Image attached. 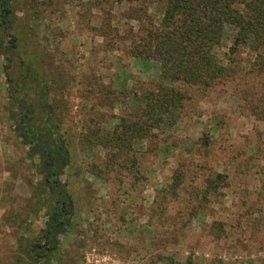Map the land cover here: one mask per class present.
Returning a JSON list of instances; mask_svg holds the SVG:
<instances>
[{
    "label": "rangeland",
    "instance_id": "rangeland-1",
    "mask_svg": "<svg viewBox=\"0 0 264 264\" xmlns=\"http://www.w3.org/2000/svg\"><path fill=\"white\" fill-rule=\"evenodd\" d=\"M36 1L41 18L34 34L49 39L48 46L42 42L39 48L46 61L40 62V69L49 70L52 98L63 113L62 130L73 159V168L62 176L76 206L73 228L62 237L63 264H142L160 257L195 264H264V160L253 161L250 170L239 167L246 151L250 156L253 147L264 148V121L245 109L230 84L206 96L186 89L193 98L179 123L154 145L144 142L139 147L138 181H103L86 173L91 163H102L105 152L101 147L84 150L82 136L88 128L113 129L125 111V105L111 103L114 95L107 89L129 91L126 102L131 107L133 89L142 93L146 87L141 83L158 80L160 65L108 50L107 39L91 29L102 26L103 15L89 0ZM33 2L17 0L20 17L35 11ZM121 11L115 6L114 24ZM235 33L228 29L216 49L223 62ZM238 57L243 62L249 58L245 50ZM5 81L0 60V264H12L16 240L4 215L24 205L32 193L30 181L36 184L39 178L37 162L26 160L28 148L9 119ZM207 133L213 142L210 149L189 150ZM183 168L188 178L178 195H168L165 188ZM214 172L228 175V187L221 195H197ZM45 219L44 212L31 216L26 237L38 236Z\"/></svg>",
    "mask_w": 264,
    "mask_h": 264
},
{
    "label": "trees",
    "instance_id": "trees-1",
    "mask_svg": "<svg viewBox=\"0 0 264 264\" xmlns=\"http://www.w3.org/2000/svg\"><path fill=\"white\" fill-rule=\"evenodd\" d=\"M16 2L0 0V60L9 91V119L28 148L26 160L37 162L35 171L39 179L36 184L30 181L32 193L23 200L24 205L7 209L4 215L6 227L16 240L12 264H63L62 237L73 228L76 212L68 183L62 180L65 172L73 168L72 152L62 130L63 113H58L59 104L52 98L49 70L40 69V62L46 61L39 48L42 42L48 46L49 39H38L34 34L41 18L38 3L34 0L33 13L27 10L20 17ZM89 3L103 15L102 26L91 29L107 39L105 47L136 61L157 62L160 76L151 83H141L140 87H146L142 93L137 87L133 89L131 107L126 102L129 91L112 93L107 89L114 95L111 103L125 105V111L113 129L88 128L82 136L80 146L84 150L101 147L105 152L102 163H91L86 173L103 181L121 177L138 181L139 147L144 142L154 145L162 134L179 123L193 98L186 89L206 96L209 91L230 84L245 109L264 121V0H89ZM115 6L122 8L116 24ZM228 29L236 33L223 62L216 49L222 46ZM241 50L248 53L247 62L238 57ZM212 144L207 133L192 142L189 150L194 146L208 150ZM258 148L253 147L250 156L246 151L240 169L250 170L253 161L264 160V148ZM200 168L206 170L202 164ZM72 174L76 176L77 172ZM187 178L185 169H180L164 191L178 195ZM228 179L227 174L214 172L196 193L204 197L221 195L229 185ZM41 212L46 218L44 229L38 236L27 238L29 219L39 217ZM216 232L220 235L221 230L216 228ZM142 264L195 263L160 257Z\"/></svg>",
    "mask_w": 264,
    "mask_h": 264
}]
</instances>
